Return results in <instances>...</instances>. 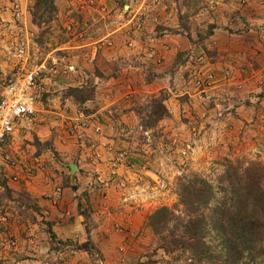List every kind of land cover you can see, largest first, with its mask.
I'll return each mask as SVG.
<instances>
[{
    "label": "rangeland",
    "instance_id": "rangeland-1",
    "mask_svg": "<svg viewBox=\"0 0 264 264\" xmlns=\"http://www.w3.org/2000/svg\"><path fill=\"white\" fill-rule=\"evenodd\" d=\"M55 4L39 20L34 0H0V86L17 44L48 66L34 115L9 141L15 165L0 159V264H186L147 217L163 206L183 215L182 177L206 179L212 207L225 159L264 163V0ZM115 15L124 26L105 41ZM70 88L91 99L64 98ZM161 97L167 116L144 128ZM119 101L133 103V123L114 118ZM88 240L91 251L77 250Z\"/></svg>",
    "mask_w": 264,
    "mask_h": 264
},
{
    "label": "trees",
    "instance_id": "trees-1",
    "mask_svg": "<svg viewBox=\"0 0 264 264\" xmlns=\"http://www.w3.org/2000/svg\"><path fill=\"white\" fill-rule=\"evenodd\" d=\"M34 7L33 17L39 20H50L57 10L55 0H34ZM91 95L70 88L64 98L82 105ZM165 99H154L146 108L149 122L144 128L167 116ZM223 167L218 179L221 195L214 206L210 205L216 199L214 188L206 179L198 175L182 177L178 197L183 215L160 207L147 217L148 227L158 236L166 254L188 260L186 264H264V163L225 159ZM49 239L57 241L51 228ZM76 248L88 252L94 247L88 240Z\"/></svg>",
    "mask_w": 264,
    "mask_h": 264
},
{
    "label": "built area",
    "instance_id": "built-area-1",
    "mask_svg": "<svg viewBox=\"0 0 264 264\" xmlns=\"http://www.w3.org/2000/svg\"><path fill=\"white\" fill-rule=\"evenodd\" d=\"M28 49L24 43L14 47L12 53L14 65L2 84L0 94V159L11 166H14L15 162L8 151L9 141L19 125L34 115L43 91L42 78L48 69L46 61L39 65H31ZM88 119L90 117L81 112L78 121L82 127H86L90 123ZM59 196L57 189L51 199L55 202Z\"/></svg>",
    "mask_w": 264,
    "mask_h": 264
},
{
    "label": "crops",
    "instance_id": "crops-1",
    "mask_svg": "<svg viewBox=\"0 0 264 264\" xmlns=\"http://www.w3.org/2000/svg\"><path fill=\"white\" fill-rule=\"evenodd\" d=\"M100 14H101V12L100 11H98ZM110 12V11H109ZM102 15V14H101ZM107 19L105 20V23H104V25H106L107 23H109V28H111V30L109 29V31H111L110 33H108V34H106V36H103V37H101L102 39H109L111 36L112 37H117V35H118V32L120 31V28H123V24L121 25V26H117V27H115V26H113V25H116V23L118 22L117 21V19H116V21H115V18H117V15H115L114 16V19H112L111 21H110V17H106ZM113 24V25H112ZM112 26L113 27H115V28H113L112 29ZM108 31V30H107ZM111 37V38H112ZM99 39V40H97V41H94V42H87L86 44H87V46H91L92 44L93 45H97L98 43V41H100V40H102V39ZM110 38V39H111ZM105 40V41H109V40ZM95 43V44H94ZM102 44V43H101ZM106 45V44H105ZM97 47H99V45H97ZM119 47L120 46H115V45H113L112 47L110 46L109 48L110 49H113V51H117L118 49H119ZM128 50H126V52H130L131 50L129 49V48H127ZM118 53H120L119 52V50H118ZM126 58H130V55L128 56V57H126ZM110 60V59H109ZM124 74V73H123ZM119 78H121L120 76L119 77H117L116 78V80H115V82H117V84L119 85L120 84V82H121V79H119ZM117 85V87H119ZM1 89H2V85L0 86V94H1ZM118 90V91H117ZM122 92V89H114V92ZM132 92V93H131ZM138 92V90L136 89V88H132V89H130L128 92H126V93H131V94H134L135 95V98L134 99H136V93ZM37 105V104H36ZM133 103L131 102L127 107H125V103L123 102V101H119V103H117L115 106H113V108H114V114H116L115 116H114V118L115 119H117V120H120V121H122L123 122V124H128V122H131V123H133V121L131 120L132 119V117H133ZM242 107V106H241ZM252 107V106H251ZM119 123V122H118ZM127 142L126 141H123V140H120V141H118V147H121V146H127Z\"/></svg>",
    "mask_w": 264,
    "mask_h": 264
}]
</instances>
